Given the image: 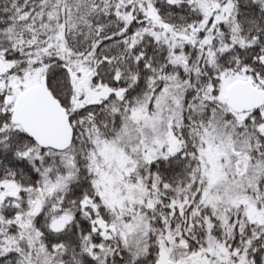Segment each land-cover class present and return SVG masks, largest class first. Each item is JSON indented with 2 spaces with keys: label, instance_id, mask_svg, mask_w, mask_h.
<instances>
[{
  "label": "snow or ice",
  "instance_id": "6c2138e0",
  "mask_svg": "<svg viewBox=\"0 0 264 264\" xmlns=\"http://www.w3.org/2000/svg\"><path fill=\"white\" fill-rule=\"evenodd\" d=\"M0 264H264V0H0Z\"/></svg>",
  "mask_w": 264,
  "mask_h": 264
}]
</instances>
